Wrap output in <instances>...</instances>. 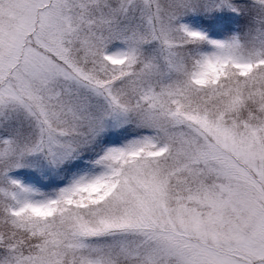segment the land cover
Returning <instances> with one entry per match:
<instances>
[{
    "label": "snow or ice",
    "instance_id": "1",
    "mask_svg": "<svg viewBox=\"0 0 264 264\" xmlns=\"http://www.w3.org/2000/svg\"><path fill=\"white\" fill-rule=\"evenodd\" d=\"M0 264H264V0H0Z\"/></svg>",
    "mask_w": 264,
    "mask_h": 264
}]
</instances>
